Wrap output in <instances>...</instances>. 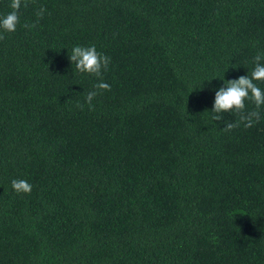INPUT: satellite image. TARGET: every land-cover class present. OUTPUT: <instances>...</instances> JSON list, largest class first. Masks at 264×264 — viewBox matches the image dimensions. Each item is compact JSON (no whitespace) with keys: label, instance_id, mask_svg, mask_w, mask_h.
I'll list each match as a JSON object with an SVG mask.
<instances>
[{"label":"trees","instance_id":"obj_1","mask_svg":"<svg viewBox=\"0 0 264 264\" xmlns=\"http://www.w3.org/2000/svg\"><path fill=\"white\" fill-rule=\"evenodd\" d=\"M19 14L0 30V264H264V107L230 131L239 116L211 112L264 53V0H27ZM77 45L111 58L110 91L72 64Z\"/></svg>","mask_w":264,"mask_h":264},{"label":"clouds","instance_id":"obj_2","mask_svg":"<svg viewBox=\"0 0 264 264\" xmlns=\"http://www.w3.org/2000/svg\"><path fill=\"white\" fill-rule=\"evenodd\" d=\"M27 6V0H11L10 7L11 12L7 13L3 17H0V30L4 32L16 31L17 25L20 23V8ZM46 8L41 7L36 15L38 18H43ZM25 28H34L35 24H24ZM3 35L0 34V39H3ZM111 58L98 52L95 45L92 46H75L70 54V61L74 63L76 69L81 73H88L97 76L100 79L94 88L103 91H110L111 86L103 82L102 73L107 70L110 64ZM264 53H258L254 57V68L251 75L240 76L237 79L226 81L223 87H220L215 92L214 105L211 112L216 115L213 116V120L222 121L223 113H236L239 116V120L236 122H224L223 129L230 131L235 127H238L240 123H243L245 127H252L254 121L258 122L260 118V112L258 109L264 107V89H261L255 81H264ZM98 95L97 91H90L86 96V102L91 108L92 100ZM246 101L254 103L256 110L247 111ZM82 107V105H77ZM12 188L17 193L30 194L32 191V185L25 179H13Z\"/></svg>","mask_w":264,"mask_h":264}]
</instances>
